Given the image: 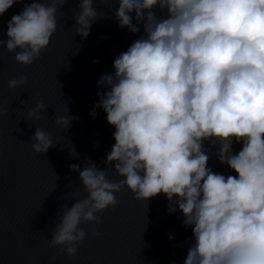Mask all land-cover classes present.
I'll list each match as a JSON object with an SVG mask.
<instances>
[{"label": "clouds", "instance_id": "1", "mask_svg": "<svg viewBox=\"0 0 264 264\" xmlns=\"http://www.w3.org/2000/svg\"><path fill=\"white\" fill-rule=\"evenodd\" d=\"M18 2L0 0V16ZM67 3L25 4L8 21L0 46L17 63L32 65L47 50ZM77 7L75 35L82 39L97 20L112 18L94 0H79ZM114 17L118 27L143 34L115 58L114 73L98 80L108 90L97 93L90 115L102 108L114 126L115 143L103 163L122 179L109 180V167L87 158L83 169L70 165L87 196L61 205L50 247L77 255L89 232L101 235L98 213L115 207V194L127 187L137 200L164 194L169 214L178 206L193 233L184 264H264V0H118ZM27 79H11L8 87L22 88ZM47 107L39 98L27 121H39ZM7 114L0 107V116ZM76 119L56 116L54 122L66 130ZM31 140L39 154L56 145L38 127ZM205 141L218 146L219 163L237 175L207 167L212 149ZM234 143H242L238 153Z\"/></svg>", "mask_w": 264, "mask_h": 264}]
</instances>
